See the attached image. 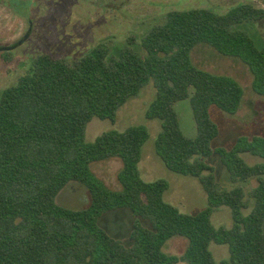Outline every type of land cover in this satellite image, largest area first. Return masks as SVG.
Segmentation results:
<instances>
[{
	"label": "trees",
	"instance_id": "1",
	"mask_svg": "<svg viewBox=\"0 0 264 264\" xmlns=\"http://www.w3.org/2000/svg\"><path fill=\"white\" fill-rule=\"evenodd\" d=\"M263 19L264 9L250 3L224 14L172 11L141 39L142 53L130 37L117 58L102 44L73 63L38 55L31 71L0 97V264H264V136H240L231 147H213L220 128L211 108L236 115L245 92L236 79L202 70L191 58L203 43L240 59L253 75V91L264 97V47L242 28ZM151 83L156 98L146 118L161 123L157 155L169 171L197 179L208 196L209 206L195 215L165 200L167 180L142 178L139 165L150 138L146 126L108 131L86 142L94 118L115 123L119 109ZM184 100L192 108L194 138L181 128L176 105ZM245 153L263 161L250 166L241 157ZM211 156L222 159L234 187L218 182L206 161ZM114 159L122 164L119 191L91 169ZM254 179L258 185L247 191L244 184ZM71 182L88 189L86 209L56 202ZM221 207L231 210V228L212 223ZM122 209L135 219L130 245L99 224L105 213ZM174 237L187 240L182 256L163 250ZM213 243L227 245L229 258L217 263Z\"/></svg>",
	"mask_w": 264,
	"mask_h": 264
},
{
	"label": "rangeland",
	"instance_id": "2",
	"mask_svg": "<svg viewBox=\"0 0 264 264\" xmlns=\"http://www.w3.org/2000/svg\"><path fill=\"white\" fill-rule=\"evenodd\" d=\"M239 3H250L264 9V0H0V48L22 42L11 51H0V97L6 88L15 85L31 71L34 59L40 54H50L73 63L102 44L107 48L109 57L117 58L130 37L136 40V51L142 53L141 39L154 26L163 24L168 13L211 9L224 14ZM242 28L248 31L258 47H264V19ZM191 58L202 70L236 79L245 92L236 115L227 114L215 106L211 108L212 118L220 128L213 147H231L240 136H264V97L253 91V75L248 67L240 59L224 56L203 43L192 50ZM155 98L156 90L151 83L119 109L115 123L94 118L87 126L86 142L93 143L108 131L123 132L132 126H146L150 138L143 148L139 165L142 178L146 182L167 180L170 189L165 193V200L182 213L195 215L209 206L208 196L197 179L169 171L157 155L155 143L161 123L146 118L147 109ZM176 109L185 136L196 137L190 101L179 102ZM241 157L250 166L263 161L248 153ZM206 161L215 167L219 183L228 189L234 187L229 179L228 168L220 157L211 156ZM121 166V162L114 159L95 162L91 169L111 189L119 191L121 186L117 173ZM257 185L255 179L244 184L247 191ZM56 202L68 209L80 211L90 205L91 195L82 184L71 182L58 195ZM244 213L247 215L250 210ZM134 220L130 210L122 209L105 213L99 224L111 236L130 245L128 238ZM212 223L216 228H231V210L228 207L217 209L213 213ZM186 247L185 238L174 237L163 250L168 255L182 256ZM211 251L217 263L230 256L227 245L213 243Z\"/></svg>",
	"mask_w": 264,
	"mask_h": 264
},
{
	"label": "water",
	"instance_id": "3",
	"mask_svg": "<svg viewBox=\"0 0 264 264\" xmlns=\"http://www.w3.org/2000/svg\"><path fill=\"white\" fill-rule=\"evenodd\" d=\"M21 43L22 42H18L17 45L19 46ZM13 49H15V47H13V46L12 47H4V48H0V51H6V52H8V51H11Z\"/></svg>",
	"mask_w": 264,
	"mask_h": 264
}]
</instances>
